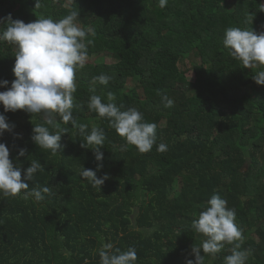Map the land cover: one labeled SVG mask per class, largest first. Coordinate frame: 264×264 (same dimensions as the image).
<instances>
[{"label":"trees","instance_id":"trees-1","mask_svg":"<svg viewBox=\"0 0 264 264\" xmlns=\"http://www.w3.org/2000/svg\"><path fill=\"white\" fill-rule=\"evenodd\" d=\"M0 0V18L34 22L59 20L72 10L89 34L88 60L76 74L73 116L77 124L104 130L101 188L80 177L82 167L96 170L97 161L83 134L71 123L53 155L31 139L41 116L25 110L0 114L14 125L0 143L24 171L33 159L42 168L29 187L50 186L42 202L0 193V264H100L98 250L111 242L126 251L134 247L137 264H186L206 237L196 233L198 218L213 194L228 201L243 232L246 264H264V86L223 45L225 30L240 27L264 33V0ZM195 7H197L195 9ZM15 46L0 42V81L15 79ZM108 54L113 63H106ZM94 61H92V59ZM193 64L195 80L180 63ZM107 73V84L93 77ZM132 80L136 85L129 87ZM95 94L107 102L109 92L122 110L135 107L147 122L157 123V145L147 153L127 142L88 108ZM0 88V91H6ZM160 93L174 100L164 107ZM50 131H55L48 126ZM19 134V135H17ZM26 149L24 156L19 151ZM231 245L205 264H224ZM201 255H204L201 251Z\"/></svg>","mask_w":264,"mask_h":264},{"label":"clouds","instance_id":"clouds-1","mask_svg":"<svg viewBox=\"0 0 264 264\" xmlns=\"http://www.w3.org/2000/svg\"><path fill=\"white\" fill-rule=\"evenodd\" d=\"M168 0H158L159 7L164 8ZM40 6V0H35V7ZM77 10L70 11L65 17L54 20L52 17H40L34 22L25 23L13 20L11 14L0 18V42H9L15 46V64L11 82L0 81V104L5 112L25 110L33 116H41L43 124H36L31 137L39 148L50 150L53 155L62 151L60 140L66 129L61 128L56 117L64 124L71 123L83 134L86 143L81 147L93 150L97 161L96 170L82 167L80 177L92 187L101 188L109 179L108 174L98 177L97 172L103 168V152L100 150L106 140V134L99 127H92L87 132L88 125L77 124L73 116L74 93L77 91L76 74L85 67L88 60L86 40L89 34L94 35L91 27L83 28L77 23ZM223 45L230 49V55L243 68L260 69L252 79L258 86H264V33L257 34L252 28L229 27L223 36ZM113 75L101 73L93 77V83L107 85ZM93 94L89 98L88 108L94 110L99 117L107 118L110 126L117 134L126 140L122 150L127 145L135 146L141 153H147L156 145L158 152L167 151L165 143L157 145V123L147 122L144 114L135 107L122 110L123 105H117L116 96L109 92L107 102L102 96ZM164 107L174 106V100L165 93H160ZM51 126L55 131H50ZM14 125L7 122L6 116L0 114V137L12 132ZM19 135V134H17ZM26 149L19 151L24 156ZM42 168L33 159L23 174L18 164L10 159V151L5 143H0V193L4 196L16 197L22 195L25 200L33 199L39 203L51 195L50 186L29 187L35 174ZM196 233L203 234L206 239L202 244L191 249L195 259H187L186 264H205V255L215 257L225 247L231 245L230 254L225 256L224 264H246L250 250L242 249L243 232L236 224V212L228 207V201L218 194H213L204 206L198 218L192 222ZM201 251L204 255H201ZM100 264H137V252L134 247L126 251L114 248V244L106 242L98 250Z\"/></svg>","mask_w":264,"mask_h":264},{"label":"rangeland","instance_id":"rangeland-1","mask_svg":"<svg viewBox=\"0 0 264 264\" xmlns=\"http://www.w3.org/2000/svg\"><path fill=\"white\" fill-rule=\"evenodd\" d=\"M72 4V0L69 1V4L68 6H70ZM197 7H195L196 9ZM97 57H102L105 59L106 63L108 64H111L113 63V59L111 58L110 55L108 54H102V55H99ZM95 58L92 59V61H94ZM180 68L181 70L186 74L187 78L191 81H194L195 80V73H194V68H193V64L189 61V60H186V61H182L180 63ZM129 87H135V83L130 80L129 81Z\"/></svg>","mask_w":264,"mask_h":264}]
</instances>
